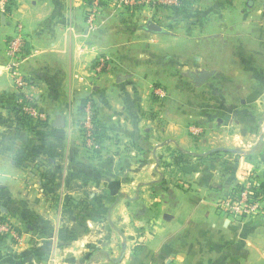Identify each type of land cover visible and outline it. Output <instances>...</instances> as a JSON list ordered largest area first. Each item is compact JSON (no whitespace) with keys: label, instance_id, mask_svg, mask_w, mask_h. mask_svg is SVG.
Instances as JSON below:
<instances>
[{"label":"crops","instance_id":"0c3cea01","mask_svg":"<svg viewBox=\"0 0 264 264\" xmlns=\"http://www.w3.org/2000/svg\"><path fill=\"white\" fill-rule=\"evenodd\" d=\"M14 2L9 15L0 14V218L21 235L0 239V264H264V0H205L202 20L212 24L195 34L185 21L177 32L175 18L164 25L143 9L126 13L114 0L96 32L86 28L88 0ZM154 4L150 16L166 5ZM149 22L162 31L149 30ZM17 23L35 51L21 69L47 130L32 128L19 113L5 68ZM100 55L108 65L97 73ZM197 70H214L211 83L232 78L230 84L246 85V102L234 95V107L190 110L183 91ZM158 83L173 101L162 124L152 94ZM87 99L106 129L96 156L79 135ZM61 119L64 126L57 125ZM161 144L206 157L187 185L160 178ZM222 149L235 152L207 157ZM210 160H229L234 169L219 174ZM240 171L262 194L255 217L221 211L224 196L243 179ZM73 213L78 221L68 220Z\"/></svg>","mask_w":264,"mask_h":264},{"label":"built area","instance_id":"2783aa9c","mask_svg":"<svg viewBox=\"0 0 264 264\" xmlns=\"http://www.w3.org/2000/svg\"><path fill=\"white\" fill-rule=\"evenodd\" d=\"M118 9H122L126 13H135L144 8L148 4L161 2L165 4H178V0H114ZM15 6L13 0H0V14L9 15ZM101 0H91L88 3L85 14L86 28L89 32H96L98 28V20L103 10ZM27 37L24 33L22 23H17L13 34L7 41L5 49V68L9 72L15 90L17 92V108L20 114L26 115L34 120H48L37 104L36 98L30 94L27 89L31 85L29 78L22 72V63L26 57L35 51H30L26 47ZM108 65L106 56H98L95 59V71L103 72ZM157 95H162L163 91L159 88L155 89ZM95 116L96 107L92 100H88L82 111L81 128L85 139V145L88 150L95 151L102 148L103 143L95 140ZM194 134L198 135L200 129L195 127ZM243 179L239 181L238 188L232 189L224 196L220 206L221 211L228 216L236 219L244 217H255L261 212V199L255 197L256 183L251 178L248 171L239 172ZM12 238L19 239L18 232L11 227L8 222H4L0 218V239Z\"/></svg>","mask_w":264,"mask_h":264},{"label":"rangeland","instance_id":"374dc122","mask_svg":"<svg viewBox=\"0 0 264 264\" xmlns=\"http://www.w3.org/2000/svg\"><path fill=\"white\" fill-rule=\"evenodd\" d=\"M189 1L191 2V4L183 5V6L179 2H178V4L171 3L170 5L169 4L161 5L159 8L161 13L156 14V15H151V16L149 14L150 13L152 14V11H153L152 9H154L155 4H153V3L148 4V5L144 6V8H142V9L144 12L149 11V14L146 15L147 17L152 18V19H156L157 21L163 23L164 25H169L172 22V19L175 18V20H176L175 29L177 32H183L184 31L183 29L185 28V26L183 25V21H185V23L191 28V31L194 34H195V32H201V31L205 32V30L208 31L210 29L209 27H211L210 25L212 23H210V21L204 22L202 20V15L200 12L201 8L203 10L205 9L204 8V6L206 5L205 0H189ZM206 1H208L210 3V1H213V0H206ZM179 7L180 8H187L189 11H186L187 9L186 10L176 9ZM168 8H171V11L172 10L173 11L169 12ZM165 63L170 65V61H168V60H167V62L165 61ZM192 65H194V63H192ZM230 80H234V79L227 78V79H223L222 82H221V79H218L217 82H215V79H214V83H213V81L211 83V81L208 80L209 84L207 82L206 84H203L201 86H197L195 83H191V86L189 87V89H186L187 86L185 85V91H183L182 85H174L173 87H174V91H176V92H182L183 91L185 93L190 94V96H191L190 104L192 103V105L194 106V107L190 106L189 107L190 110L200 109L204 105H206V106L215 105V106L222 107V109H225V108H229V106L231 104V102L229 100L234 95H238V99H242V97H243L244 103L247 100L246 99V97H247V86L246 85L237 86L234 84H230V82H231ZM218 81H220V83ZM165 87H167V86H163L162 84L158 83V85H154L152 88V94L154 96L155 101L157 102L155 113L158 116V122L160 124H162V122L166 121L168 106L170 105V103H173L172 99L169 98L168 91L166 90ZM156 88H159L163 91L162 95L159 96L155 93ZM197 93H199V95H198L199 97L195 98L194 95ZM205 94L210 95V96L204 97ZM219 94H221L225 98L223 101L218 100L216 98ZM186 97L188 98L189 96L187 95ZM194 98L196 99V101L193 100ZM179 105H180V107H182L181 104H179ZM232 106L234 107L236 105H232ZM186 107L187 106L185 105V108ZM191 114H192V112H191ZM178 115L179 114H175V118H173V119L178 120V118H179ZM81 120H82V116H81V119H80L79 124H78L79 125V135L81 138L80 140H81L84 148L87 150V152L92 154L93 156H96L97 153H95L94 151L88 150L86 145H85V139H84V136L82 133V128H81ZM158 149H159L158 150L159 156H158L157 167H158L159 172H160V178H164L168 181L170 180V178H172V180H174V183H177L178 185H181V186L187 185L188 180H191V181L193 180L195 173L199 170V168L201 167V165L203 163L202 161H199L197 159L192 158V159H189V162L187 165L185 163L182 164V166H184V169H181V168L177 169L176 165L173 164L171 152L168 150V145L164 144V146H163L161 144V145H159ZM129 151H131V150L129 149ZM101 152L103 153V151H101ZM101 152H99V153H101ZM105 153H104V155H105ZM140 156L142 158H145L146 154L140 153ZM207 163L209 165L211 163L212 165L216 166V169L218 168L217 172L219 174L223 173L222 171L229 173L231 170L234 169V164L229 160H227V162L221 161L219 163L218 162L215 163L213 160H210ZM183 171L187 172L185 177H182ZM171 174H172V177H171ZM144 185H146V184H143V186ZM147 185H151V183L147 184ZM145 188H150V186H147V187L145 186ZM77 217H78V214L73 213V214H70L68 220L71 218L74 221V218H76V221H78ZM20 235H19V237H20Z\"/></svg>","mask_w":264,"mask_h":264},{"label":"trees","instance_id":"16d2710c","mask_svg":"<svg viewBox=\"0 0 264 264\" xmlns=\"http://www.w3.org/2000/svg\"><path fill=\"white\" fill-rule=\"evenodd\" d=\"M14 1V0H13ZM91 0H88V3H90ZM111 0H101V4L103 7H105ZM113 1V0H112ZM180 4L183 5H189L191 4V2L189 0H178ZM176 9H180V10H186L187 8H176ZM186 11H189L188 9ZM190 14V13H189ZM88 100H91V99H87L83 102L82 106H81V111H83V108H84V105L85 103L88 101ZM93 101V100H92ZM93 105L96 107V104L94 103L93 101ZM22 115V114H21ZM24 118H27L28 121L30 122V124L32 125V128L36 129V130H47L49 127H50V124L48 122V120L44 121V120H34L26 115H22ZM95 125H96V130H95V140L99 143H103V141L105 140V137H106V129L104 126H102V124L99 122L98 120V114H97V109H96V116H95ZM103 148V146H102ZM101 149L99 150H95L94 152L99 154V152H101ZM168 150L171 152V157H172V161H173V164L176 165L177 169H184V166H182V164H188L189 162V159H197L199 161H203L206 157L205 156H201V155H196V154H191L187 151H185L184 149L180 148V147H177V148H170L168 147ZM232 152H235L233 150H226V149H222V150H215V151H212L210 152L207 157H214V158H219L218 156H221L223 154H229V153H232ZM187 174L186 171H183L182 173V177H185ZM171 177H172V174H171ZM163 179V178H162ZM165 181V180H164ZM168 181V180H166ZM165 181V182H166ZM189 181V180H188ZM168 182H172L173 184L175 185H178L177 183H174V180H172V178H170V180ZM178 186H181V185H178ZM183 186V185H182ZM181 186V187H182ZM235 188H238V184L234 183L232 189H235ZM231 191V190H230ZM229 191V192H230ZM228 192V193H229ZM261 193H260V190L259 188L257 187L256 185V189H255V197L257 198H260L261 197ZM2 221L4 222H8V224L13 227L17 232L18 234L20 235L21 234V231L16 228V226H14L12 223H10L9 220L5 219V218H1Z\"/></svg>","mask_w":264,"mask_h":264},{"label":"water","instance_id":"95a60500","mask_svg":"<svg viewBox=\"0 0 264 264\" xmlns=\"http://www.w3.org/2000/svg\"><path fill=\"white\" fill-rule=\"evenodd\" d=\"M147 28L154 32L162 31V27L155 22H149ZM213 74L214 70H201L191 71L188 73V76L197 86H201L206 84ZM57 125L64 126V120L61 119V121L57 122Z\"/></svg>","mask_w":264,"mask_h":264}]
</instances>
